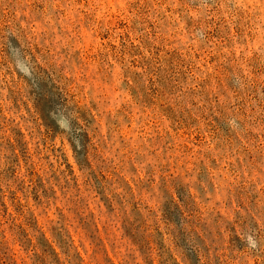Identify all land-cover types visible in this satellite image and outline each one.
Here are the masks:
<instances>
[{"label":"rangeland","instance_id":"1","mask_svg":"<svg viewBox=\"0 0 264 264\" xmlns=\"http://www.w3.org/2000/svg\"><path fill=\"white\" fill-rule=\"evenodd\" d=\"M0 264H264V0H0Z\"/></svg>","mask_w":264,"mask_h":264}]
</instances>
